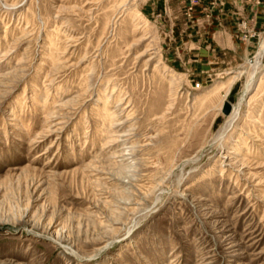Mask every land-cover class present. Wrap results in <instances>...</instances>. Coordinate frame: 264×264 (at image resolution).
I'll list each match as a JSON object with an SVG mask.
<instances>
[{
  "label": "rangeland",
  "instance_id": "374dc122",
  "mask_svg": "<svg viewBox=\"0 0 264 264\" xmlns=\"http://www.w3.org/2000/svg\"><path fill=\"white\" fill-rule=\"evenodd\" d=\"M221 2L0 0V264H264V23Z\"/></svg>",
  "mask_w": 264,
  "mask_h": 264
},
{
  "label": "crops",
  "instance_id": "0c3cea01",
  "mask_svg": "<svg viewBox=\"0 0 264 264\" xmlns=\"http://www.w3.org/2000/svg\"><path fill=\"white\" fill-rule=\"evenodd\" d=\"M221 1L222 2L220 3V5L212 8V10H216V12L218 13L217 19H216V24H214L215 26H219L218 29L216 27V29L218 31H226V30H228L229 32L236 31L237 30L236 23L241 18H243L242 19L243 21H247V29L253 27L252 21L249 20L253 16H255V17H253L254 20H255L254 21V27L259 26L262 23H264V16H263L264 0L262 1L260 7L256 6L259 10L257 9L258 12L255 15H253L251 13V10H252L251 8H253L252 7L253 3H252V6H251L250 2H244V4H241L237 0H221ZM218 10H224V11H226V13L225 14L223 12L220 13V12H218ZM216 12H215V14H216ZM203 40H204V37H202L200 39V41H203ZM174 45H176V44L174 42H172L171 46H174ZM237 48H240V47H238V45H236L232 49L236 51ZM248 48H249V44L247 43L243 47V50L247 51ZM178 53H180V52L178 51ZM182 53L183 54L185 53V54L189 55V57H193V56L199 55L200 58L199 59L196 58V61L203 60L204 57L208 56L206 51L205 52H201V51L198 52V45H197V51L196 52H188V51H184L183 50ZM191 60L194 61L195 59H190V61ZM201 67H204V65L203 66L201 65Z\"/></svg>",
  "mask_w": 264,
  "mask_h": 264
},
{
  "label": "bare ground",
  "instance_id": "6f19581e",
  "mask_svg": "<svg viewBox=\"0 0 264 264\" xmlns=\"http://www.w3.org/2000/svg\"><path fill=\"white\" fill-rule=\"evenodd\" d=\"M263 52H264V41H263V43L260 45V47L258 48V51H257V58H260L261 56H262V54H263ZM258 62L257 63H260V61L261 60H257ZM247 84H248V82H247ZM248 88V87H247ZM229 90V89H228ZM227 93V92H226ZM237 110L235 111V113H232V114H234L233 116H232V120H233V118L237 115ZM231 114V115H232Z\"/></svg>",
  "mask_w": 264,
  "mask_h": 264
},
{
  "label": "water",
  "instance_id": "95a60500",
  "mask_svg": "<svg viewBox=\"0 0 264 264\" xmlns=\"http://www.w3.org/2000/svg\"><path fill=\"white\" fill-rule=\"evenodd\" d=\"M229 109H230V108H229V104H226V106H225V111L228 112Z\"/></svg>",
  "mask_w": 264,
  "mask_h": 264
}]
</instances>
